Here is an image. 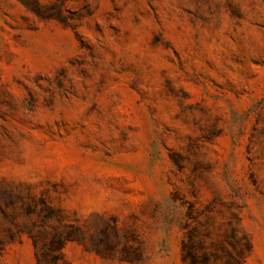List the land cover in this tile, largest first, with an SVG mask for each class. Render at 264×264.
<instances>
[{"label": "rangeland", "instance_id": "obj_1", "mask_svg": "<svg viewBox=\"0 0 264 264\" xmlns=\"http://www.w3.org/2000/svg\"><path fill=\"white\" fill-rule=\"evenodd\" d=\"M229 251L264 264V0H0V264Z\"/></svg>", "mask_w": 264, "mask_h": 264}, {"label": "trees", "instance_id": "obj_2", "mask_svg": "<svg viewBox=\"0 0 264 264\" xmlns=\"http://www.w3.org/2000/svg\"><path fill=\"white\" fill-rule=\"evenodd\" d=\"M238 228L235 227L234 229H232V233H231V239H229L230 244L235 248L236 244H235V239L236 238V233L238 232ZM237 242V241H236ZM247 246L250 249L251 248V243L250 240H247ZM232 251H229V255L231 256L232 260L228 261L226 264H243L244 260H245V255L241 252L238 256H234L232 254ZM192 256H195V253H192ZM196 259V258H195ZM193 264H197L195 261Z\"/></svg>", "mask_w": 264, "mask_h": 264}]
</instances>
